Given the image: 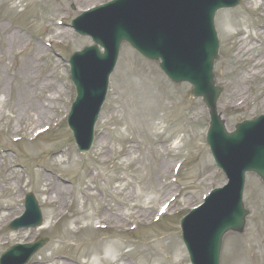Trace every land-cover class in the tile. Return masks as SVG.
<instances>
[{
    "label": "rangeland",
    "instance_id": "obj_1",
    "mask_svg": "<svg viewBox=\"0 0 264 264\" xmlns=\"http://www.w3.org/2000/svg\"><path fill=\"white\" fill-rule=\"evenodd\" d=\"M108 1L111 0H85L78 5L74 0H0V25L4 29V32L3 29L0 32V51L4 55V59H0V69L6 70V81L0 77V104H4L6 109L3 111L0 125V210L3 209L0 215L12 212L11 204L16 209L14 211L20 210L21 214L25 212L23 198L31 192L42 208L44 225L48 222L47 214L52 207L44 205L45 197L37 186L39 174H46L55 182H58L57 178L62 177L66 182L69 205L72 202L82 203L83 197L93 193L94 199L88 198L86 207L90 206L93 213L98 212L100 208H114V190L117 184L119 185L118 180L128 181L135 186L132 192H129L133 206L140 201L141 205L145 204V208L150 210V216L154 213L158 216L160 208L168 201L174 205L171 206V211H167L164 218L156 223H134L133 226L137 229L125 234L122 240L129 242L133 248L137 243L152 246L160 241L159 251L176 244L177 250L182 252V257H172L165 253V261L160 262L155 259L147 261L133 251L134 255L129 264H190L181 238L180 218L201 204L204 196L212 189L227 182L225 175L216 166L206 143L210 125L209 111L202 99L191 96L193 87L187 83L173 84L162 73L158 64L146 60L129 45L124 44L111 77L106 104L95 128V142L91 151L80 154L68 129L67 116L76 98L70 78L69 58L74 52L93 45L91 38L79 36L74 32L71 22L83 11ZM248 2L249 0H241L236 9L220 11L215 21L220 41V57L215 62L214 73L216 85L222 88L217 107L229 132L234 131L240 122L264 115V110L260 108L264 95V80L258 77H243L242 85L236 87L234 84L237 73L244 71L249 65V61L238 59L235 55L238 44L243 40L248 44L250 40L247 38L257 31L259 24H264V17L260 16L264 8H253L254 10L249 11ZM230 21L238 23L237 26L226 27ZM62 28L70 30L71 36L54 38L55 32ZM13 32L21 33L24 40L14 47H7L6 36ZM241 34H245L243 39H240ZM40 46L43 48L42 57L39 58L40 68L33 72L31 77L36 93L33 94L31 91L34 90L31 88V98L40 106V95L48 97L52 92V99L57 100L52 104L51 113L56 116L58 124H52V131L41 137L38 143L20 141L12 144L9 140L11 135L6 134L11 123L5 116L11 112L8 108L14 107L17 102H24L25 98L21 100L17 96V87L24 85L19 70L22 61ZM255 48L257 55L264 52V40L261 39V45L255 44ZM50 64H56V67L52 66L51 70ZM44 78L46 83L52 82V90L40 93ZM7 80H10L11 84ZM143 83H148L152 95L158 94L156 98L160 100L151 121L154 130L150 125L146 129L141 126L132 127V117H136L133 112V105L136 103L134 92L138 91L137 88ZM235 87L238 90L240 88V92H236ZM6 97H9L10 101H1ZM239 97H244L245 101L236 100ZM33 116L36 117L30 113L28 122H32V118L36 119ZM28 122L24 123L25 126ZM24 133L28 135L27 132ZM118 134H123L125 139H119ZM156 143L162 144L155 149L152 145ZM6 146L10 147V151ZM129 146H133L131 153L124 151ZM56 151L65 153L68 156L65 160H73L76 169L69 171L66 165H51L48 160ZM3 152L10 157L5 158ZM129 157L134 158L135 162L126 160ZM163 161L165 164H173L174 170L178 164L183 163L178 175L173 170L164 177L158 168V162ZM12 164L16 167L13 169L14 176L6 174L7 167ZM46 168H49L47 171L52 174L43 173ZM140 177L145 179L139 183ZM176 177L177 184L174 182ZM9 180L14 182L3 187ZM168 181L174 187L171 192H167ZM244 203L249 211L246 225L242 233H230L225 237L221 264H264V182L254 174L247 176ZM7 223L9 222L6 220L0 221V256L15 244L32 243L38 238L49 239L48 244L29 264L43 261L51 254L54 255V252L63 258L75 259L81 254L74 246L77 242H95V237L116 236L113 230L89 235L84 227H81L74 239H68L64 234L66 219L54 231L44 232L40 231L44 225L36 229L7 230ZM67 227L73 226L68 224ZM168 259L171 262L166 261Z\"/></svg>",
    "mask_w": 264,
    "mask_h": 264
},
{
    "label": "water",
    "instance_id": "obj_2",
    "mask_svg": "<svg viewBox=\"0 0 264 264\" xmlns=\"http://www.w3.org/2000/svg\"><path fill=\"white\" fill-rule=\"evenodd\" d=\"M239 2L240 0H117L107 6V11L111 12L106 17L107 26L111 27L102 35L106 34L108 39H96L97 46L87 48L84 55L79 53L74 61L76 65L80 56H84V61L91 54L98 57L97 62L93 58L90 64L99 72L96 71L88 78L92 80L94 103L87 105L84 110L78 108L83 99L82 78L80 74L77 79L75 75L73 77L79 90V102L74 104L69 123L82 152L90 150L92 146L93 127L124 41L145 58L159 62L161 70L173 82L191 83L194 86L193 95L204 98L211 115L208 144L217 165L227 175L230 183L224 190L215 191L210 200L209 207L212 206V210L217 211L212 221H205L201 217L199 221L189 220L184 226V241L192 264H220L224 235L229 231H242L248 215L243 206L246 173H256L264 180V117L240 123L234 133H228L216 109L220 90L214 86L213 68L218 58L219 42L214 19L220 9L236 7ZM103 10L102 7L95 12ZM99 18L100 16L93 17L89 29L91 34ZM98 45L107 46L105 55L98 54ZM45 243V240L40 242L33 247L34 250ZM27 250L25 248V252L20 254V264L29 260L31 254Z\"/></svg>",
    "mask_w": 264,
    "mask_h": 264
},
{
    "label": "bare ground",
    "instance_id": "obj_3",
    "mask_svg": "<svg viewBox=\"0 0 264 264\" xmlns=\"http://www.w3.org/2000/svg\"><path fill=\"white\" fill-rule=\"evenodd\" d=\"M83 1L85 0H74V2L78 3V5L80 2ZM258 2L259 4L257 5ZM247 6L249 11L254 10L253 8L263 9L264 0H249ZM260 16L264 17V9L261 11ZM237 24L231 23L230 21L227 23L226 27L237 26ZM2 29L3 28L0 25V32L2 31ZM55 33L56 34L54 38L56 39L69 38L71 36L70 30H66L64 28L58 29V31H56ZM225 35H228L226 34V30ZM244 37L245 34L240 35V39H243ZM6 38L7 40L5 39V42H7L8 44L7 47H14L17 44H21L24 40V36L18 32L10 33L9 36H6ZM247 39L250 40V44H246V42L243 40L238 44V49L235 54L238 59L249 61V65L245 69L246 72L244 70L237 73L236 79L234 81L236 87L242 85V83L244 82L242 81L243 77L251 79L254 77H258L264 80V52H260L257 55V48H255V44L260 43L261 45V39L262 41L264 40V24H259L257 26V31ZM41 50H43L42 46H40V48H36L31 56H28L25 60L22 61L23 64L21 65L19 71L21 79H24V85L21 88L17 87V96L21 98V100H23V98H25V100L22 104L20 101V103L17 102L19 103V105L16 103L14 107L8 108V110H10L12 113L10 112L11 114L8 113V115L5 116L11 123L10 130L7 131L6 134L11 135V137L16 138L24 132H27L29 136L37 137L41 133H44L46 130L50 129L52 127V124L57 122L56 116L52 115L51 113L52 104H55L57 100L56 98L52 99V92L51 96L48 97L40 95L42 97L40 106L36 105L34 99L31 98L32 93H36V88L33 87V80H31V77L32 73L40 68L39 58L42 57ZM7 52L8 50H6V53ZM0 59H4L2 51H0ZM52 66L55 68L56 64L49 65V67H51V70ZM5 73L6 70L0 69V77L4 78V82L6 81L4 75ZM46 77H48V75ZM8 83L11 84V81L9 80ZM236 87L235 91L238 92L240 88L238 90L236 89ZM31 88L34 90L31 91L32 93H30ZM40 88V93H42L43 91H48V89L52 90V82L46 83V79L44 78ZM54 89H56V87ZM137 90L138 91L134 92V100L136 101V103L133 105V112L136 114V117H132V127L141 126L146 129L150 125V128L154 130L151 121L154 118V113L157 110L158 104L160 103V100L156 98L158 94L154 96L152 95L148 83H143L137 88ZM14 91L16 92V87ZM236 100L245 101L244 97H239ZM1 101H4L6 103L7 101H10V99L9 97H6ZM260 108L264 110V95L261 100ZM4 110H6L4 104H0V125L3 119L2 114ZM30 113H33V115L36 116H33L34 118H36L35 120L31 117L32 122H28ZM194 115L197 117L196 112H194ZM45 119L47 120L44 121ZM26 121L28 123L25 126L24 123ZM119 125H121V122H119ZM117 136L119 139H125V136L123 134H118ZM41 137H39L34 143H38V141L41 140ZM161 144L162 143H156L152 145V147L156 149L160 147ZM124 151H126L127 153L133 152V146L127 147ZM51 156L52 157L50 158V160H48L51 165H66V168H68L69 171H73L76 169V163L73 160H65V157L68 158L65 153L57 151L54 152L53 155L51 154ZM8 157H10L8 156V154L5 155V158ZM130 157H132V155ZM130 157L126 160H129L134 163L135 159H131ZM158 168L160 170V173L163 174L164 177H166L169 175L170 171L173 170L174 165L169 163L165 164V162L163 161L162 163L158 162ZM6 174L14 176L15 174L13 172V168H10L8 170V173ZM57 179L58 182H55L50 176L46 174L38 175L37 186L41 187V195L45 197V203L52 207L47 214L48 223L44 226V230H52L56 224L60 223L61 221L63 223V220L66 219V228L64 234L67 235L68 239H74L76 235L80 232L81 227H84V229L87 231V234L89 235L95 233L98 234L100 232H103L104 230H113L115 231L116 236L115 238H97L94 236L95 242H77L74 246H76V248L80 250L81 253L78 258L64 259L61 256L57 255L56 252H54V255L51 254L45 260L35 262L34 264H129L131 256L134 255L133 253L135 251L141 258H144L147 261L155 259L159 260L160 262H164L165 253L171 255L172 257H182V252L177 250L178 247L176 246V244H171L172 246H166L163 250L159 251V248L161 247L160 241L157 242V245L154 244L152 246H149L147 243H137L136 247L133 248L129 244V242L122 240V237L125 234L129 233L134 223L145 224L149 221L150 223H153L156 218L155 213L150 216V210L145 208L144 203V205H141L139 201L136 206H133V199L132 196H130L129 192H132V188L135 187L134 184H129L128 181L125 182L122 180H118L119 185L117 184L116 189L114 190V200L116 202L115 207H108L109 209L98 208V212L93 213L90 210V206L86 208L88 198L94 199L93 193H89L88 196L83 197L82 203L80 202L79 204H76L75 202H72L69 205L67 203V199L69 197L67 196L68 192L65 186L66 182L63 181L61 176ZM144 179L145 177L143 179H141L140 177L139 183ZM11 182H14V180H12ZM11 182L9 180L5 183V185L2 186H8ZM2 186L1 189L3 188ZM88 187L89 186H87V188ZM167 187H169L167 192H171L174 189V187L169 185ZM74 201L77 200L74 199ZM141 201L143 202V200ZM10 207L12 212H9L10 214L5 213L3 216L0 215V221H10L20 212V210L14 211L16 209H14L13 204H11ZM69 211H72V213L69 214ZM68 224H72L73 227L68 228ZM144 248H146V250ZM166 261L171 262L170 259Z\"/></svg>",
    "mask_w": 264,
    "mask_h": 264
}]
</instances>
